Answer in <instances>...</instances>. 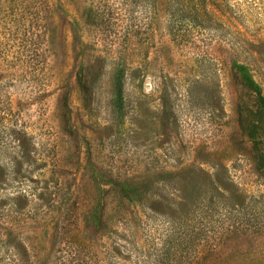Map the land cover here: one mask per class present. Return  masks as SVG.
I'll list each match as a JSON object with an SVG mask.
<instances>
[{
    "label": "rangeland",
    "instance_id": "1",
    "mask_svg": "<svg viewBox=\"0 0 264 264\" xmlns=\"http://www.w3.org/2000/svg\"><path fill=\"white\" fill-rule=\"evenodd\" d=\"M168 1L0 0V114L33 140L16 168L6 139L0 200L25 203V217L41 193L52 198L35 210L43 221L22 225L43 241V260L80 229L134 263L159 237L143 186L187 167L226 166L264 194L249 137L264 139V106L254 103L255 91L264 97V0H217V32L188 43L168 34ZM224 238L202 247L216 249L206 264H264V239Z\"/></svg>",
    "mask_w": 264,
    "mask_h": 264
},
{
    "label": "trees",
    "instance_id": "2",
    "mask_svg": "<svg viewBox=\"0 0 264 264\" xmlns=\"http://www.w3.org/2000/svg\"><path fill=\"white\" fill-rule=\"evenodd\" d=\"M156 11L153 2L150 21H156ZM220 11L225 12L217 0H169L164 18L168 21V34L178 43H188L191 37L197 39L200 34H213L217 32L216 21ZM204 57L206 55L201 56ZM124 91L120 81L118 94L121 100ZM255 92L254 103L264 106V97L259 91ZM252 128L250 132L257 129ZM249 137L257 151V156L253 157L257 162L255 168L264 175V149L258 148V145L264 147V139L256 133H250ZM7 138L15 145L13 160L16 168L23 167L24 161L18 160V155L26 157L30 153L32 137L10 115L0 114V153L7 149ZM203 173L196 174L187 167L173 179L143 186V206L149 209L146 219L156 227L159 237L153 241V246L135 250L140 257L135 256L134 263L131 261L134 255L130 251L125 252L120 246L102 250L78 227L76 232L64 233L66 237L69 234V240L73 241L71 247H60L53 258L48 253L43 260V241L35 231L29 232L22 225L43 221L45 218L39 217L35 210L42 204L48 207L52 198L41 193L39 197L43 202L34 204L33 201L27 205L35 210L25 217L22 215L25 203L16 201V197L8 201L1 199L0 264H206L216 249L203 251L202 247L210 244V240L221 232L224 240L244 235L264 239V194L253 193L250 188L241 186L239 177L226 166L215 165L212 171L204 169ZM68 223L77 226L79 221L74 218ZM211 232L213 235L209 238Z\"/></svg>",
    "mask_w": 264,
    "mask_h": 264
}]
</instances>
